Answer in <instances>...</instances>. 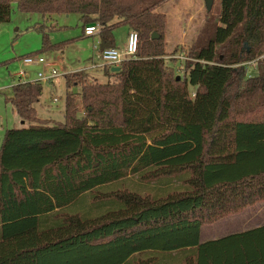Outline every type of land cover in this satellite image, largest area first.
<instances>
[{"label":"trees","instance_id":"trees-1","mask_svg":"<svg viewBox=\"0 0 264 264\" xmlns=\"http://www.w3.org/2000/svg\"><path fill=\"white\" fill-rule=\"evenodd\" d=\"M167 1L0 0V25L15 3L97 26L101 51L117 25L138 36L107 82L64 76L62 123L38 118L39 82L5 97L27 126L0 146V264H264V228L200 243L202 226L264 203V0H220L182 75L164 60ZM35 29L41 52L67 45ZM130 178L153 193L112 189Z\"/></svg>","mask_w":264,"mask_h":264},{"label":"rangeland","instance_id":"rangeland-1","mask_svg":"<svg viewBox=\"0 0 264 264\" xmlns=\"http://www.w3.org/2000/svg\"><path fill=\"white\" fill-rule=\"evenodd\" d=\"M11 10L10 21L0 25V144L3 140L6 130L27 126L26 123L21 125L22 121L16 117L14 110L5 102V96L9 94L11 87L15 84V82L19 81L16 74L22 72L20 69L22 68V65H24L22 60L25 57L41 56L45 62H56L60 77L54 82V86L47 82H41L43 87V95L41 100L44 102V105L38 106L37 115L39 119H46L62 123L64 121L63 111L66 94L64 76L67 72L71 73L69 72L71 70L83 68V65L91 56V49L87 43L81 41L82 27L76 15L52 16L49 20H47V18L43 19L42 16L38 14L20 13L15 3L12 4ZM184 11H188L193 14L191 20L188 21L186 17L183 19L185 20V31L187 32L189 29L188 38L193 40L195 37H197V40L199 37L202 38L203 36V30L206 25V21L209 20L210 24L216 23L220 12V0H213L212 9L210 12H207L205 8L204 0H173L163 4L158 8V12L166 15L169 20L171 18L177 17ZM38 24L45 25L48 28H50V26L55 27V29L44 31V33L48 36L50 44L55 45L59 43H65L66 41H74L68 43L61 51L49 50L41 52L43 34L39 33L35 29ZM123 32L124 31L119 30L118 34L124 35ZM165 34L166 29L164 30V35ZM185 48L186 46L180 47V49L175 48L171 53L164 55L166 64L174 70V74H177L176 69L180 67V60L182 57H176L174 53L180 50L186 53L189 48ZM171 56L174 58V60L171 59ZM178 58H180V60H178ZM183 62L184 61L182 60V64ZM26 67L31 79L36 78L35 76L38 71H42L45 74L50 71V68L47 71L43 67L40 68L39 66ZM258 68L259 64L257 65L256 61H254V64L246 65V77L249 78L256 76L257 70L259 72ZM54 70L56 71V69ZM89 76L98 82H107V79H103L101 75H98V78H95V76L91 75ZM71 91L73 93H78L79 88H72ZM189 92L190 95H193L194 89L189 88ZM54 98H56L58 102L54 103ZM13 117L16 118L17 124L13 121ZM13 124H15V126H13ZM148 185L150 184L145 183L144 185L141 184L138 179L130 178L122 183H119L115 187H112V189H133V187H138V192H140V190H147L152 194V190H154V188L151 187H155L156 185H152L150 188ZM257 204L259 203L245 208L243 210V215L248 217H259V207L256 206ZM92 212L93 216L96 215V211L92 210ZM258 221H256V219L251 220L248 227H253ZM228 228L229 225H220L219 227H211L205 230H209L211 235H214L215 237H221L225 235L226 232L224 233V230ZM204 234H206V231Z\"/></svg>","mask_w":264,"mask_h":264},{"label":"crops","instance_id":"crops-1","mask_svg":"<svg viewBox=\"0 0 264 264\" xmlns=\"http://www.w3.org/2000/svg\"><path fill=\"white\" fill-rule=\"evenodd\" d=\"M170 1H173V0H169L167 2H170ZM167 2H165V3H167ZM165 3H163V4H165ZM162 5H160V6H162ZM158 8L156 9L155 12L159 13V14H163V13L158 12ZM192 15L193 14L191 12L184 11L183 13L179 14L177 17L171 18L170 20L166 17L167 26H166V34H165V54H169L175 48L180 49V47H183V46H186L185 49L190 48L192 46L193 42L196 41L197 37H195L193 40L188 38L189 29L187 30V32L185 31V27H186L185 26V20H183L185 17L187 18L188 21L191 20L193 17ZM169 22H170V24H169ZM38 25H40V24H38ZM119 30L124 31L123 32L124 35H122V34L119 35L118 34ZM84 31H85V28H84V30L82 29L81 41L84 43H87V45L91 49V56H90V58H88V61L83 65L84 66L83 68L71 70L69 72L73 73V72L84 71V72H87L91 76H95V78H98V75H101L102 78L104 79L105 77L103 76V72H104L103 68L105 66L102 67L99 60H98L99 50H100V28H98V32H96L95 34H93L91 36L85 35ZM129 32H131V31L126 26H121V25L115 26L114 29L112 30L113 48L118 49V50H123L125 48V45H126L125 43L127 41V36L129 34ZM119 36H121V37H119ZM73 41L74 40L66 41V42L68 44V43H71ZM190 41H191V43H190ZM189 44H191V45H189ZM174 54L176 55V57L186 56V53L182 52L181 50L177 51ZM171 59L174 60V58H172V56H171ZM178 60H179V58H178ZM46 63L48 64L47 68H44L43 66H40V65H36V66H39L40 68L43 67L47 71L49 68L50 69H56V71L58 72L56 62H46ZM181 63H182V61L180 60V66H182ZM20 70L24 71L26 76L29 75L28 78L30 80L36 79V78L31 79L30 74L28 73L26 66L22 65V68ZM176 73L179 75V73L177 71H176ZM66 74H69V73L67 72ZM35 77H37V74ZM59 77H60V75L57 78H55L54 80H52L51 83L49 82V84L54 86V84H55L54 82L57 81V79ZM18 83H19V81L15 82L14 85H16ZM103 83H105V82H103ZM41 86H42V84H41ZM12 87H11L9 94L6 95L5 97H10V95L12 93ZM42 95H43V87H42ZM42 95L39 99V102L35 105L36 111H37L38 106L44 105V102H42V100H41ZM54 100H56V101H54ZM53 102L56 103V102H58V100L56 98H54ZM16 117L19 119V117L17 115H16ZM41 120H46V119H41ZM13 121L17 124L16 118L13 117ZM47 121H51V120H47ZM52 122H54V121H52ZM21 125H24V123L21 122ZM13 126H15V124H13ZM0 146H1V144H0ZM256 206L259 207L258 208V212L260 214L259 217L244 216L243 215L244 211H243L241 214L224 218L220 221L215 222L212 225L202 226L200 229V243H205L208 241L217 240V239H220L222 237L232 235V234L244 233V232H247L250 230L264 228V203H259ZM255 219H256V221H258V220L259 221L256 222V224H254L253 227H248V225L250 224L249 222L251 220H255ZM220 225H229V228L224 230V233L226 232L225 235H223L221 237H215L214 235H211V232L209 230H205V229L211 228V227H219ZM205 231H206V234H204Z\"/></svg>","mask_w":264,"mask_h":264},{"label":"built area","instance_id":"built-area-1","mask_svg":"<svg viewBox=\"0 0 264 264\" xmlns=\"http://www.w3.org/2000/svg\"><path fill=\"white\" fill-rule=\"evenodd\" d=\"M96 30H98V27L96 26ZM94 25H90L87 26L85 28V35L87 36H91L94 34V32H96ZM138 44V36L137 34H135L133 31L129 32L128 36H127V41H126V45L125 48L120 51H118V49L115 48H109L106 49L100 54L99 52V56H98V60L101 64V66H107V67H118V65L122 62V60H126V58H134L136 56V52H137V46ZM38 56V55H36ZM263 57H261L260 59H262ZM180 60V58H179ZM182 60H188L186 56L182 57ZM22 62H24V64L28 67L34 66V65H40L43 66L44 68L48 67V64L45 62V60L40 56V57H26L25 59L22 60ZM250 64H254V61L251 63H248V65ZM180 68H182V66H180ZM177 68V72L179 73V75H182L184 72H181L182 69ZM25 72L22 71L21 73H17L16 76H18V80L19 82L25 83V82H47L49 83L50 80H54L55 78H57L59 76L58 72L55 71L54 69H50V71L45 74L44 72H38L37 73V77L35 80H30L28 78H26V76H24ZM27 80V81H26ZM56 101V100H54Z\"/></svg>","mask_w":264,"mask_h":264},{"label":"water","instance_id":"water-1","mask_svg":"<svg viewBox=\"0 0 264 264\" xmlns=\"http://www.w3.org/2000/svg\"><path fill=\"white\" fill-rule=\"evenodd\" d=\"M205 2V8L207 10V12H210V10L212 9V5H213V0H204ZM158 36L156 34H153L152 39H157ZM119 70L118 67L112 68L111 71L112 72H117Z\"/></svg>","mask_w":264,"mask_h":264},{"label":"bare ground","instance_id":"bare-ground-1","mask_svg":"<svg viewBox=\"0 0 264 264\" xmlns=\"http://www.w3.org/2000/svg\"><path fill=\"white\" fill-rule=\"evenodd\" d=\"M94 28H95V30H96V26L94 25ZM96 32H98V30H96ZM96 32H94V34L96 33ZM135 33V32H134ZM135 34H137V33H135ZM126 44V43H125ZM137 46H138V44H137ZM104 51V50H103ZM102 51V52H103ZM118 51H120V50H118ZM123 51V50H122ZM102 52H100V54L102 53ZM137 53V52H136ZM28 57H30V56H28ZM26 58V57H25ZM24 58V59H25ZM127 59H132V58H126V60ZM181 59H182V57H181ZM122 61H124V60H122ZM183 61H185V60H183ZM23 64H24V62H23ZM25 65V64H24ZM26 66V65H25ZM34 66H36V65H34ZM119 66V65H118ZM111 68H115V67H111ZM182 69V71L181 72H183V68H181ZM21 73V72H20ZM24 76H26V74H24ZM17 78H18V76H17ZM26 78H28V76H26ZM27 81V80H26ZM52 80H50V82H51ZM19 83H22V82H19Z\"/></svg>","mask_w":264,"mask_h":264}]
</instances>
